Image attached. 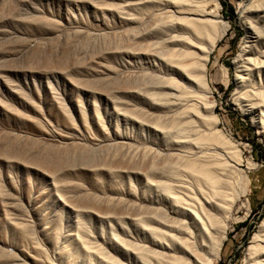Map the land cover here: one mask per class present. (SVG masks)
<instances>
[{"label": "rangeland", "instance_id": "rangeland-1", "mask_svg": "<svg viewBox=\"0 0 264 264\" xmlns=\"http://www.w3.org/2000/svg\"><path fill=\"white\" fill-rule=\"evenodd\" d=\"M199 2L226 26L202 86L173 65L186 1L0 0V264L142 263L134 217L205 188L212 159L236 165L216 264L260 257L264 0Z\"/></svg>", "mask_w": 264, "mask_h": 264}, {"label": "bare ground", "instance_id": "bare-ground-1", "mask_svg": "<svg viewBox=\"0 0 264 264\" xmlns=\"http://www.w3.org/2000/svg\"><path fill=\"white\" fill-rule=\"evenodd\" d=\"M177 1H186L195 11L189 10L191 12L174 14L173 12L179 10H171L173 14H169L177 25V29L171 34V39L174 42L173 65L183 70L193 83L196 82L202 86L209 55L222 38L226 26L220 24L219 14L208 17L206 9L199 0ZM194 20L202 21L203 25L196 27ZM249 61L252 63L250 59ZM248 69L249 67L245 66V70ZM187 93L191 94L192 92L188 91ZM259 93L261 92L259 91ZM194 94L197 95L199 102L205 103V98L201 93ZM192 106L195 111L198 109L196 103ZM262 121L264 123V117ZM187 122L185 123L187 124ZM178 123H182V121ZM180 126L182 127L181 124ZM184 128L182 127V129ZM233 161V159L197 161L194 168L203 178L204 181L201 184H205V188L198 187L196 191L187 189L185 194L189 199L186 198L187 196L183 197V189L180 190L183 195L177 194L176 188V191L171 192V194L174 193L176 202L174 203L176 205H172V211L167 215L162 213L164 216L156 215L157 217L153 218L152 223H150L151 221L147 222L145 218L144 221L132 217L134 221L143 222L144 227L153 236V241H151L154 246L145 247L144 250L141 248L142 251L138 253L143 264H216L228 237V213L235 198L233 168L236 165ZM214 165L221 167L217 169ZM200 168L203 170H199ZM165 189L171 191L168 186ZM191 195L194 197L192 198ZM154 209L156 208L154 207ZM156 210L160 211V209ZM262 241L264 242V239ZM129 246L131 247V245ZM132 248L135 247L132 246ZM258 253L260 257L257 255L252 258L249 264H264V257L261 258V254L264 255V243L260 244ZM117 263L119 264V262Z\"/></svg>", "mask_w": 264, "mask_h": 264}]
</instances>
